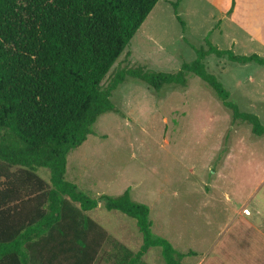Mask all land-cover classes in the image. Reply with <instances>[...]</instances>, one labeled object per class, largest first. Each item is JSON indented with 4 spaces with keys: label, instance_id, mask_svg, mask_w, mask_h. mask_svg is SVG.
<instances>
[{
    "label": "rangeland",
    "instance_id": "rangeland-1",
    "mask_svg": "<svg viewBox=\"0 0 264 264\" xmlns=\"http://www.w3.org/2000/svg\"><path fill=\"white\" fill-rule=\"evenodd\" d=\"M178 1L159 0L101 83L103 90L121 70L179 71L195 59V49H207L206 38L239 55L262 53L247 39L252 30L262 33L261 27L249 24L246 29L240 22L258 21L264 0H235L231 14L232 0H182L175 15ZM205 63L241 111L262 110L260 102L253 106L245 99L243 86L231 85L233 76L244 77V65L215 55ZM205 86L191 76L186 89L165 86L155 92L127 77L111 97L119 113L100 116L93 134L69 154L66 180L95 199L130 189L133 200L150 208L155 236L168 239L179 253H196L184 256L183 264H214L221 248L231 254V264H264V137L254 136L250 125L232 121ZM230 148L240 158L235 165L225 164ZM37 174L50 185L49 170ZM83 215L110 239L96 264H114L122 247L133 253L140 249L143 240L135 220L102 203ZM226 222L228 235L213 245ZM143 261L166 264L160 248L150 249Z\"/></svg>",
    "mask_w": 264,
    "mask_h": 264
},
{
    "label": "trees",
    "instance_id": "trees-1",
    "mask_svg": "<svg viewBox=\"0 0 264 264\" xmlns=\"http://www.w3.org/2000/svg\"><path fill=\"white\" fill-rule=\"evenodd\" d=\"M181 1L173 4L175 15ZM158 2L0 0V264H96L110 239L83 213L100 203L135 220L142 235L138 252L122 247L114 264H147L143 258L152 248H160L166 264H183L184 256L196 255L179 253L155 236L150 208L133 200L130 189L95 199L66 180L69 154L93 134L100 116L119 113L111 97L127 77L160 92L165 86L186 89L196 76L232 121L264 137L259 117L241 111L205 63L209 55L240 64L264 65V59L219 49L208 38L207 49H195V59L175 73L121 70L101 88ZM234 6L232 0L228 14ZM39 169L49 170V186Z\"/></svg>",
    "mask_w": 264,
    "mask_h": 264
},
{
    "label": "crops",
    "instance_id": "crops-1",
    "mask_svg": "<svg viewBox=\"0 0 264 264\" xmlns=\"http://www.w3.org/2000/svg\"><path fill=\"white\" fill-rule=\"evenodd\" d=\"M250 1H256V0H250ZM228 4H230V0H229ZM238 6H239V3H238ZM259 13H260V18L258 19V21H256V19L254 18L253 22H251L249 19L246 22L245 21L240 22V25H244V27H246V29L248 27H250V25L252 27L255 25H259L261 27L262 33L259 34L257 32L258 30H252L253 34L248 33L247 39H250L252 42L257 43L260 46V49L262 51V53H260V54H257V53H252V54H257L260 58L264 59V11L263 12L259 11ZM235 14H237V9L235 11ZM235 14H234V17H235ZM248 31L250 32V30H248ZM234 47H235V42H234ZM252 54H250V55H252ZM236 55H239V54H236ZM243 56H249V55H243ZM231 63L237 64V62H231ZM253 63L256 64L257 66L256 67L252 66L251 64H253ZM241 65H244L241 67L244 68L243 70H246L244 73V77L242 78L241 75L233 76L231 79L232 80L231 85L243 86V88L245 90L244 97L250 103V105L254 106L258 102H260L262 104L261 105L262 110H260L259 113L255 110H252L250 113L257 115L259 117L261 123L264 125V123H263V121H264V65H259L255 62H250L247 64H241ZM230 98H231V92H230ZM239 160H240V158H236L234 155L233 149L230 148V151H228V156L225 160V164H227L229 161H234V165H235V164H237L236 162H238ZM240 214L242 216L241 211H240ZM233 218H236V216ZM242 218L246 222H248V220H246L243 216H242ZM248 223H250V222H248ZM227 225H228V223L226 222V224H224L222 227L219 228V230L221 231L220 233H223V232L224 233L220 236L218 235V237H215L213 239V245H216L217 243H219L222 240V238L225 235H228ZM178 227H179V229H181L180 225ZM206 241H208L207 238H205V243H203L204 246L206 244ZM214 258H215L214 264H231L228 262L231 258V254L226 256V254L224 253V248H221L219 250V252H216V254L214 255Z\"/></svg>",
    "mask_w": 264,
    "mask_h": 264
}]
</instances>
